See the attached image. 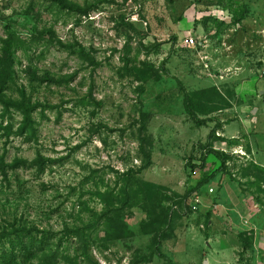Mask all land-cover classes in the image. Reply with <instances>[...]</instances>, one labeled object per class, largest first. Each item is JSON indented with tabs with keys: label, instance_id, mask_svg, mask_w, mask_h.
Returning <instances> with one entry per match:
<instances>
[{
	"label": "rangeland",
	"instance_id": "rangeland-1",
	"mask_svg": "<svg viewBox=\"0 0 264 264\" xmlns=\"http://www.w3.org/2000/svg\"><path fill=\"white\" fill-rule=\"evenodd\" d=\"M67 2L87 13L0 0V256L264 264V0ZM18 102L38 106L33 137ZM217 124L226 170L201 161Z\"/></svg>",
	"mask_w": 264,
	"mask_h": 264
},
{
	"label": "trees",
	"instance_id": "trees-1",
	"mask_svg": "<svg viewBox=\"0 0 264 264\" xmlns=\"http://www.w3.org/2000/svg\"><path fill=\"white\" fill-rule=\"evenodd\" d=\"M55 3L63 10H69V11H76L82 14H86L87 10L80 8L76 5L68 4L67 0H53ZM81 59L86 60L90 63H94V61L86 54L84 49H81L80 52L78 53ZM8 75L7 71L2 72V78L4 76ZM1 78L2 81V87L6 85V81H4ZM179 87L182 93L184 94V102H185V109L187 112V115L195 122V124L199 127L205 126L208 123L212 122V120H202L199 118L197 115V111L195 110V94L188 93L182 83L179 82ZM16 108L22 113L23 115V123L20 129V133L22 135H25L30 132V136L33 137L36 135V129H35V124L33 120V113L38 109V106H30L26 105L24 103H16L15 104ZM221 129V125L217 124V126L210 132L208 142L206 144H200L199 147L201 150L205 151V155L202 158V166H205L206 160L209 156L215 157L218 161L221 163V168L220 170H226L227 169V160L228 157L224 155L222 152H219L215 150L212 146V140L216 138V133L218 130ZM40 167V170L44 169V165L46 164L44 160H40L37 163ZM0 170L2 171V174L5 175V169L3 167H0ZM211 178H206L203 181L199 183L197 186V189H201L207 183L210 181ZM198 191V190H197ZM157 247L159 251V246H161V239L162 236L157 237ZM27 239V240H26ZM37 240H35L33 237H29L27 235H21V236H16L15 242L19 246L20 250L23 252V257H29L33 258L38 254V250L42 249V242L41 243H36ZM16 257V256H15ZM15 257L13 252H5L2 256H0V264H12L15 262Z\"/></svg>",
	"mask_w": 264,
	"mask_h": 264
},
{
	"label": "crops",
	"instance_id": "crops-1",
	"mask_svg": "<svg viewBox=\"0 0 264 264\" xmlns=\"http://www.w3.org/2000/svg\"><path fill=\"white\" fill-rule=\"evenodd\" d=\"M262 84H254V86H253V88H252V92L253 91H256L257 90V87H259V85H264V81L263 82H261ZM264 95V91H262L261 92V96H263ZM232 138V137H231ZM256 155V154H255ZM255 163L256 164H258V165H261V166H263L264 167V158H263V160L262 159H260V157H258L257 155L255 156Z\"/></svg>",
	"mask_w": 264,
	"mask_h": 264
},
{
	"label": "built area",
	"instance_id": "built-area-1",
	"mask_svg": "<svg viewBox=\"0 0 264 264\" xmlns=\"http://www.w3.org/2000/svg\"><path fill=\"white\" fill-rule=\"evenodd\" d=\"M194 203H195V205H194V207H193V208H194V209H196V205H197V204H199V203H200V201H199L198 199H196V198H195V199H194Z\"/></svg>",
	"mask_w": 264,
	"mask_h": 264
}]
</instances>
